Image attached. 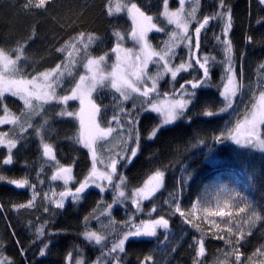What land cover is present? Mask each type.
<instances>
[{
  "label": "trees",
  "instance_id": "obj_1",
  "mask_svg": "<svg viewBox=\"0 0 264 264\" xmlns=\"http://www.w3.org/2000/svg\"><path fill=\"white\" fill-rule=\"evenodd\" d=\"M24 2L25 0H0V50L10 52L17 47L18 43L25 44L27 41L26 52L17 62V69L11 70L12 76L17 79L25 78L23 73L35 75L59 63V60L54 59L55 48L63 43L69 34H77L73 29L82 30L97 38L89 46L87 55L89 58L105 55V61L101 63L100 69L102 74L109 73V68L115 64L111 56V48L116 45V37L113 33L120 31L125 37L126 45L131 38L129 33L132 25L127 15V6L132 2H136L146 14L153 15L157 26L162 24L168 29L169 34L172 32L178 35L183 34L180 28L168 24L162 15L158 16V12H163L162 0L159 4L157 0H51L53 6L47 13L39 16L23 10ZM227 2L233 8V30L230 33V39L233 43L232 55L238 78L241 67L244 70V78L240 79L245 92L241 96L236 112L234 114L232 111L221 112L224 108L223 99L219 95L221 81L224 77L220 64L223 59V45L214 37L222 36V24L217 20H211L206 29L202 30L201 48L196 49L194 47L196 20L189 18L195 9V17L202 20L205 14L218 10L219 0H188L181 14V21L188 23V30L192 33L193 51H198L202 60L205 56L208 57L213 73L210 77L211 87L197 90L195 108L192 109L194 123L191 126L187 120H178L174 125L162 128L156 138L147 140L148 131L160 120L154 113H144L150 119L142 122L138 154L119 172L125 178L120 188V191L125 193L124 197H119L114 187L115 184L120 183L116 176L113 178V184L106 186L104 193H99L98 189L90 186L86 190V198L81 197L73 201L71 197H67L65 208L55 209L54 201L59 200V192L65 188L74 192L79 182L83 181L91 171V157L88 149L79 142L78 121L68 124L64 123L65 120L70 119L68 117H53L51 114L35 116L32 123L41 128V135L36 136L32 129H28L24 139L19 138L21 129L18 124L0 125V133L8 134L5 137V143L8 139H17V147L12 153L15 161L13 165L2 164L7 149L0 144V175L9 179L27 178L29 183L34 184L36 188V194L33 197L32 188L16 189L13 185L0 181V206H2L0 210V261H5L7 264L8 261L18 262L22 259L19 255L20 248L17 245V239L25 248L30 247L32 240L37 239L35 229L39 227L36 223L39 216L47 228V233L42 238L49 243V247L44 257H40L38 250L34 249L35 259L44 260L45 264H76V261L83 264L91 258L92 264H96L97 261L99 264H105V259L98 251L105 247V240L110 247L112 240L121 234L126 221L131 220L139 224L141 218L147 219L151 214L152 218L158 219L160 215H163L169 219L170 240L166 244L158 243L157 238L140 239L134 244L126 241V254H120L125 264H137L138 258L143 259V256L149 253L153 256L154 264H192L194 253L189 245L193 243L194 238L200 237V233L184 224L178 213L169 215L168 204L177 200L184 208L192 212L191 205L201 199L204 188L220 183L221 186H226L228 190H231L239 179L245 186V194L242 197L243 200L240 201L241 207H245V202H247L254 208V213L246 210L242 213L243 218H232L231 220L224 218L218 223L222 228L229 227L230 224L233 231L237 228L249 229L250 227L253 234L248 236L247 232L245 233L247 242L242 241L244 246L241 248L243 253L241 259L247 264L248 257L257 247L264 244V153L249 147L236 146L230 140L223 144H216L213 149L209 150L203 145L192 148L188 143L190 137L195 136L197 131L201 136L210 139L213 133L219 134L221 129L226 127L234 129L251 112L257 94L264 91V71L259 69V64L264 62V46L259 43L264 37V25L257 23L259 19L264 18V10L258 7V0H227ZM170 3L172 4L170 10L174 11L179 7L177 0H170ZM109 4L112 6L111 15L108 14ZM114 6H120V10L117 11ZM34 29V39L28 40V37L33 36ZM246 34H250L256 43L246 47L244 39ZM153 36L156 39L150 38L148 41L152 49L163 50L164 43L161 42V38L168 40L169 37H162L161 33L155 32L149 34V37ZM177 44L179 45L175 48L177 56L172 58L170 66H179L177 57L181 50L184 53V61L189 62L188 41L182 44L177 41ZM137 46L139 49L138 43ZM242 53H246L243 62L240 60ZM84 57L85 53L81 50L74 54L70 64L66 61L65 67L60 70L63 71L61 81L71 79L72 76L78 79V73L85 74L83 63H86V60ZM190 62L195 65V58L193 57ZM149 68L151 76L157 78V90L150 94L154 100L182 98L178 83L175 85L176 91H172L173 81L163 70V61L159 65H149ZM189 73L196 74L193 69L189 68L187 71L178 73L177 80L183 83L184 77L191 78ZM31 75L26 78L31 79ZM61 87H64L63 83L59 84L57 90ZM103 92L105 93L104 103L107 104L112 97L106 94L114 93V90L108 84L107 88H103ZM96 94V92L93 93V95ZM115 95L119 96V93ZM120 99L123 100L122 97ZM38 103L41 102L33 100L34 105ZM124 104L127 107L132 106L130 101H124ZM5 107L10 116L18 119L21 118L22 110L26 113L31 111L24 109L23 101L11 95L0 97V117L5 115ZM47 107L48 105H44L43 108H38L37 112L43 113ZM204 110H212L215 115L204 117L202 115ZM116 111L119 114V110L116 109ZM196 112H200L201 115H195ZM107 119L112 120V109H109ZM45 120L48 121L47 124L44 123ZM20 122L23 120L21 119ZM115 124L116 122L113 121L114 128H116ZM25 127L27 128V123ZM41 140L51 144L54 159H47L43 155ZM208 151L211 154H208ZM209 155L212 160L218 162H210ZM62 167L72 169L68 174L70 179L67 185L60 180L51 179L52 175ZM156 171L165 172V180L160 190L149 200L139 204V208L133 207L132 192L137 187H142ZM30 198L33 199L34 207L14 209V204H27ZM45 205L57 213L51 217L50 225L44 221V218L49 216V213L43 212ZM108 205L111 207L109 208ZM153 206L157 208V212L151 211ZM174 209L173 204V212ZM86 217H90L88 230L95 231L102 237L100 245H96L94 241L89 243L84 239ZM200 226L205 233V256L200 258L204 260V264H217L218 261L221 264L224 261H227V264H235V255L225 257L223 252L224 249L229 252L232 249L223 240L210 239L211 234L218 229L209 230L201 223ZM13 232L16 233L15 237ZM57 232L60 235H52ZM163 233V229L158 230L160 241L164 240ZM49 236H51L50 242ZM173 247L176 248L174 252ZM168 248L171 249L168 251ZM218 248L221 251H217ZM69 253L72 255L71 261L68 260ZM29 257L32 258V252H29ZM256 258L254 256L253 260Z\"/></svg>",
  "mask_w": 264,
  "mask_h": 264
},
{
  "label": "snow or ice",
  "instance_id": "obj_2",
  "mask_svg": "<svg viewBox=\"0 0 264 264\" xmlns=\"http://www.w3.org/2000/svg\"><path fill=\"white\" fill-rule=\"evenodd\" d=\"M160 3V0H157ZM51 0H25L22 5L23 10L33 13L37 16L45 14L52 7ZM163 12L159 13L158 16L162 15L166 18L168 24H176L177 28L182 30V35H178L175 32L169 34L168 29H166L162 24L157 26V21H154L153 15L146 14L144 10L136 2L130 3L127 6V15L131 20L130 36L131 39L140 45L142 56H136V63L132 64L133 48L132 47H122L121 41L125 39L121 35L120 31H115L113 35L116 37V45L111 48V53L115 55V64L112 66L110 73L102 74L100 65L105 61V55H100L97 58H89L87 55V50L93 41L97 38L91 34H86L82 30L73 29L76 31V35L69 34L67 39L64 40L58 47L55 48V60H59L54 67H49L43 72L31 75L29 73H23L25 78L21 79H5L3 74H0V97H3L5 92L11 94L12 97H18L23 101L24 109H30V112L21 111V118L10 116L8 114V109L5 107V115L0 117V125L2 124H18L21 129L20 139H24L28 133V129H32L36 136L41 135V128L32 123L33 117L43 116L51 114L53 117H68L70 119L65 120L64 123L74 124L78 121L80 129V140L79 142L84 148L88 149L89 155L91 157V171L83 181L79 182V185L75 187V191L72 192L71 189L65 188V190L59 192V200L54 201L55 209L65 208V198L71 197L73 201L78 198H86V190L89 189L90 184L94 185L96 189H99V193L105 192V182L107 184H113V178L118 176L120 180L119 184H115L114 187L118 192L119 197H124V191H120V188L124 182V176L120 175V169L125 167L127 164L131 163L133 159L136 158L138 150L140 149L141 142V125L143 120L150 119V117L144 115V113H156L162 119L159 123L152 125L151 129L148 131L147 140H152L157 137L158 132L165 125H172L178 120H187L189 126L194 123L192 109L195 108V101L197 99L196 93L198 89L211 87L210 77L213 75L208 62V57L205 56L202 60L199 56V52L193 51L192 44V33L188 30V23L181 21V14L185 9V0H179V7L176 10H170L172 4L170 0H162ZM258 7L264 10V0H258ZM120 10V6H117V11ZM112 6L108 5V14L111 15ZM190 19L194 18L196 20V26L194 29L195 34V45L196 49L201 48V33L209 25L211 20H217L222 24V36H215L216 40H219L222 45L223 59L220 64L223 66L224 75L226 77V83L223 84V90L219 91V95L223 97L225 108L221 109V112L226 111L227 108L232 107L231 98L235 97L240 85L237 84V73L235 71L234 57L233 53V43L230 39V33L233 30V8L227 2V0H219L218 10L212 13L205 14L201 19L195 17V9H193L190 14ZM257 23L264 25V18H261ZM155 31V33H161L163 36H168V40H163L164 48L161 51L153 50L149 44V39H156L155 36L149 37V33ZM35 36V29L33 30V36L28 37V40H33ZM245 45L251 46L256 41L250 34L245 35ZM179 41L181 44L184 41H188L187 52L189 56V62H185L183 59V50H181L177 59L179 60V66H170V62L174 56H177L175 48L179 47L177 44ZM26 43L17 44V47L10 52H5L0 50V66L5 69H17V62L21 60L26 52ZM261 46H264V37L259 41ZM159 48V44H157ZM83 50L85 53L84 59L86 63H83V67L86 70L85 74L78 73V79L72 76L71 79L61 81L63 73L60 71L65 67L67 63H71L74 54L78 51ZM65 53L67 56L65 57ZM246 53H242L240 56L241 62L245 59ZM195 58V65L190 61ZM163 61V70L170 73L171 79L173 81L172 91H176L175 85L179 84V92L181 94V99H175L173 97L172 101L166 105H158L154 102V98L151 97V93L156 92L157 85L156 79L151 76L150 64L159 65ZM130 67L132 70L130 74L126 71L125 66ZM189 68L193 69V72L189 73L191 78L184 77V82L180 83L177 80L178 73L182 71H187ZM259 69L264 71V62L259 64ZM31 75V79L26 77ZM71 76V74H69ZM239 76L241 79L244 78V70L241 67ZM151 79V85L146 86L148 80ZM43 80V84L40 81ZM60 83H63L64 87L57 90ZM57 85L54 87L53 85ZM108 84L113 92H109L106 95L111 96L112 99L108 101L107 104L104 103L105 93L103 88H107ZM102 87H99L101 86ZM190 86V88H189ZM96 92V95L93 93ZM115 93H119L116 96ZM123 98L121 100L120 98ZM33 100L38 103L33 104ZM50 101H55V104L50 103ZM124 101H130L131 107H127ZM260 107L257 111L253 112L251 119L247 120V135L244 137L240 136L239 131L235 129H221L219 134L213 133L209 138L201 136L199 131L196 135L190 137L189 144L192 148L199 147L203 145L208 150L213 149L216 144H223L226 141H231L236 145H251L260 150H264V133L259 131V126L264 125V91L260 93ZM73 102V103H70ZM75 102H78V107ZM44 105H48L44 109L43 113L37 112L38 108H43ZM192 106L191 108L189 106ZM66 106V107H61ZM109 109H112V120L107 119V113ZM116 109L119 110L117 114ZM235 112V109H233ZM195 115H201L200 112H196ZM202 115L204 117H212L215 113L212 110L203 111ZM99 118V121H98ZM21 119L23 122H20ZM113 121L116 122L115 127L119 129L117 133L120 136L127 135V140L122 139L119 151H117L113 156L109 157V160L105 163L104 171L97 170V155L96 149L94 148L95 143L98 139H103L105 143H108L109 136L114 132ZM27 123V128L25 127ZM45 124L48 123L47 120L44 121ZM239 127V126H238ZM8 134L0 133V144L4 145L7 149V154L2 159V164L5 166L14 164L13 149L17 147V139H8L5 143V137ZM42 143L43 155L49 159H54L53 148L51 144ZM208 154L209 153L208 151ZM210 162L216 163L218 161L212 160L209 155ZM183 164V161H181ZM72 169L68 167L59 168V170L52 175L51 179L53 181L63 179L64 184L67 185L70 179L69 173ZM191 177V173H189ZM39 179V177H38ZM165 180L164 171H156L145 183L143 187H137L135 191L132 192V206L139 208L140 200H149L163 185ZM0 181H3L9 185H13L16 189H24L26 187L32 188L33 197L36 194V188L34 184H30L27 178L24 179H9L4 175H0ZM183 187V184L181 185ZM91 194V193H87ZM235 198L243 200L242 197L236 195ZM45 199L47 196L45 195ZM115 199V197H114ZM166 203H168L166 201ZM198 203H193L191 205L192 209H197ZM175 205L174 212L172 211V206ZM33 199H28L27 204H14V209H28L34 207ZM110 208L111 205H108ZM227 207V204L225 205ZM169 215H174L178 213L183 220V223L189 225L192 229L200 233L198 239L193 240V243L189 247L193 250V261L192 264H204V260L200 259L205 256V233L200 226L193 221V216L195 212H189L181 202L173 200L172 203L168 204ZM2 210V206H0ZM246 210L252 211L254 213V208L252 205L245 202V207H240L239 212L245 213ZM152 212H157L155 206L152 207ZM44 213H49L48 217L44 218L47 224H51V217L57 215L53 212L47 205L43 207ZM205 215L209 217H224L231 216L232 214L227 211H209L205 209ZM6 218V217H5ZM90 217L85 218V231L83 233L84 239L91 243L93 240L96 245H100L102 237L95 231L88 230V220ZM37 224L39 227L35 229V237L37 239L32 240V244L29 248H25L23 244L17 239V245L20 248L19 255L22 257L18 262L8 261L7 264H45L44 260L35 259L36 251L38 250V255L44 257L46 255V249L49 247V243L45 242L42 238L47 233V228L45 223L41 222V218L37 217ZM213 227L217 228L211 234L210 239L223 240L226 245H228L232 251L229 252L224 249L225 257L230 255H235V264H245V261L241 259L243 253L241 248L244 246L242 241L245 243V233L251 236L253 233L249 229L237 228L235 231L232 230L231 225L229 227L222 228L220 223L214 222ZM164 230V240L160 241L158 238V230ZM169 229V219H166L163 215L160 218H152L149 214V218H141L139 224L128 220L126 221L124 228L121 229V234L117 235L111 242V246L108 247V242L105 240V247L99 249L100 255L105 259V264H125L122 256L120 254H126V241L129 244H134L139 242L140 238H157L158 243L166 244L170 240ZM228 233V235H225ZM52 235H60V233H52ZM13 236L16 233L13 232ZM51 236H49L50 242ZM37 240L39 246L37 247ZM83 247V245H82ZM106 249V250H105ZM87 251V249H86ZM172 251H176L173 247ZM217 251H221L219 248ZM29 252H32V258L29 257ZM254 256L264 257V244H261L255 249L251 256L247 259V264H264V260H253ZM111 259H108V258ZM72 255L69 253L68 260L71 261ZM0 264H5V261H0ZM76 264H81L80 261H76ZM83 264H92V259L86 260ZM96 264H99L97 261ZM137 264H154V259L151 253L145 254L143 259H139ZM221 264V262H217ZM223 264H227L224 261Z\"/></svg>",
  "mask_w": 264,
  "mask_h": 264
},
{
  "label": "rangeland",
  "instance_id": "obj_3",
  "mask_svg": "<svg viewBox=\"0 0 264 264\" xmlns=\"http://www.w3.org/2000/svg\"><path fill=\"white\" fill-rule=\"evenodd\" d=\"M177 1L179 2V0H177ZM187 1L188 0H185V3ZM114 7H115L114 9H117L116 6H114ZM164 19L166 20V18H164ZM172 25L177 27L176 24H172ZM154 32L155 31L150 32L149 34L154 33ZM129 39H130V41L128 42L127 45L124 43V39H123L121 41V46L122 47H132L133 48V56H132L131 63L134 64V63H136V56L135 55H136L137 50L138 51L140 50V52H137V55L142 56L143 53L141 51L140 45L138 44L139 45V49H138L137 43H135L131 38H129ZM111 56L115 60V55L113 53L111 54ZM150 65H152V64H150ZM125 68H126V71L130 74L132 69L130 67H128L127 65L125 66ZM11 70L12 69H5L3 66H0V74H3L5 79H17V78H14L12 76ZM111 70H112V68H109V70H108L109 73L111 72ZM222 70H223V66H222ZM61 72L63 73V71H61ZM165 73L170 76V73H167V72H165ZM223 76L224 77H223V79L221 81V89H220V91L223 90V84L226 83V77L224 75V71H223ZM152 78L153 79H157L156 76H152ZM151 82H152L151 79H149L146 86H150ZM236 82H237V84L240 85V87H239V90L237 91L236 96L231 98L232 107L231 108H227L226 111H223L222 113H228V112H231V111L233 112V109H235V112H236V110L238 108L241 96L244 94L245 89L242 86L240 77L238 78V76H237ZM40 83L43 84V80H41ZM53 86L57 87V85H55V84ZM260 93L261 92H259L257 94L256 101H255V104H254L251 112L248 114V116L244 120H242L234 128L235 130L239 131L241 137H244L245 135H247V131H246L247 120L251 119V115L253 114V112L257 111L259 109V107H260V104H261ZM4 95H11V94L8 93V92H5ZM221 98L223 99V97H221ZM179 99H181V98H179ZM171 101H172V99H165V98L164 99H159V100H154V102L158 103V105H166L167 103H169ZM223 102H224V100H223ZM50 103H56V102L55 101H50ZM70 103H72V102H70ZM75 103H77V105H78V102H75ZM63 107H65V106H63ZM224 108H225V103H224ZM235 112H233V114ZM154 114H156V113H154ZM156 115L158 116V114H156ZM158 117H159V120L161 121L162 118L160 116H158ZM98 121H99V118H98ZM176 122L177 121H175L172 125H174ZM172 125H165L164 128L170 127ZM259 131L261 133H264V125H260L259 126ZM118 132H119V129L118 128H114V132L108 138V140H109L108 143H105V141L103 139H98L97 142L95 143L94 148L96 149V155H97V165L96 166H97V170L98 171H104L105 163L108 160V158L111 155L115 154L117 151H119V147L121 145V140L122 139L126 140V135L120 136V135L117 134ZM234 145H236V144H234ZM236 146L249 147V148H252V149H254V150L258 151V152L264 153V150H260V149H258L256 147L251 146V145H243V146L242 145H236ZM47 159H49V158H47ZM50 160H52V159H50ZM60 181L64 182L63 179H60ZM107 185H108L107 182H105V188H106ZM90 186L92 188H95L94 185L90 184ZM244 191H245V186L241 182V180H239V179L237 180L236 185H234V187L231 190H228L226 186H221L220 183H218V184H216L214 186H211V187L204 188L203 194L201 196V199L197 201V202H199L197 209H192V212H195V215L193 216V221L195 223H197V224L201 223L202 225H204L209 230H213V229H215V227H213V223L214 222L222 221V219H224V218H227L229 220H231L232 218H243L242 213L239 212V207L242 206L240 201H242V200L239 199V198H235L234 199V197H236V195H238L240 197H244V194H245ZM132 199H133V197H132V194H131V202H132ZM144 201H146V200H140L139 204H141ZM226 204H227V207H225ZM205 209H207L209 211H217V210L227 211V212L231 213L232 215L231 216H227L226 215L224 217H219V216L209 217V216L205 215ZM252 220H253V217H252ZM252 220H251V222H252ZM140 239H148V238H140ZM169 249H171V248H168V251H169ZM256 257H257L256 261L264 260V257H261V256H256Z\"/></svg>",
  "mask_w": 264,
  "mask_h": 264
}]
</instances>
